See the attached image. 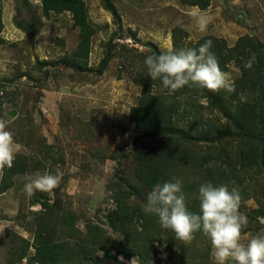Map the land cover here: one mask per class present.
<instances>
[{
    "label": "rangeland",
    "instance_id": "rangeland-1",
    "mask_svg": "<svg viewBox=\"0 0 264 264\" xmlns=\"http://www.w3.org/2000/svg\"><path fill=\"white\" fill-rule=\"evenodd\" d=\"M81 1L87 14L85 31L92 33L86 65L78 69L74 55L81 28L70 11L46 14L42 0H0L4 39L0 45V120L22 146L16 158H25L31 167L14 179L12 187L0 192V264L15 262L26 241L28 258L34 254L35 215L51 224L45 216L50 213L43 207L46 203L63 210L66 218L60 238L67 240L68 246L82 240L100 245L101 231L115 243L122 240L108 227L106 215L115 207L114 185L133 181V155L142 143L129 119L130 109L141 96L140 54L172 49L174 28L187 33L184 48L206 36L225 40L232 47L249 35L264 49V0H211L204 10L184 6L179 0H107L109 5L103 0ZM197 16L208 21L203 32ZM108 54L112 59L103 65ZM237 70L233 63L228 65L234 79L239 76ZM201 115L207 119L215 116L207 109ZM185 118H177V124L189 128L193 117ZM58 171L63 176L55 189L26 193L28 178ZM255 180L259 186L264 177L247 181L253 186ZM148 195L142 192L133 201L144 204ZM256 208V201L249 200L239 211ZM88 231L92 232L89 237ZM242 231L244 243L264 236V218L248 220ZM192 244L178 247L176 253L158 247L155 263L167 264V255L181 250L191 253ZM106 248L96 251L99 264H131L133 258L116 254L117 245L114 250ZM28 258L13 264H28ZM207 264H214L212 247Z\"/></svg>",
    "mask_w": 264,
    "mask_h": 264
},
{
    "label": "trees",
    "instance_id": "trees-1",
    "mask_svg": "<svg viewBox=\"0 0 264 264\" xmlns=\"http://www.w3.org/2000/svg\"><path fill=\"white\" fill-rule=\"evenodd\" d=\"M184 6L204 10L211 0H179ZM44 13H61L70 11L73 21L81 28L80 42L74 61L78 69L86 65L89 55V36L87 33V14L81 0H42ZM104 5H109L103 0ZM3 30L2 11L0 9V45ZM187 33L180 28L172 30V49L184 48ZM212 41L211 51L217 57L223 70L233 63L239 70L236 92L227 95L223 91L212 93L196 87L183 88L174 93L162 90L160 81H152L147 75L144 64L146 55L140 54L141 96L135 107L130 109L129 119L134 124L135 133L142 140L140 147L134 151L133 181H121L114 185V209L107 212L108 227L113 233H119L121 241L115 243L102 232L101 244H81L68 246L67 240H61L64 233L63 222L66 216L61 208L43 204L49 223H43L42 215H35L38 230L33 241L34 254L28 258V241L25 250L18 254L15 262L28 258V264H58L60 262L99 264L96 251L106 247L115 248L116 254L126 259L139 258V264H156L158 247H168L173 252L183 247L171 231L161 228L158 218L146 211L147 199L143 203L133 201L143 193L149 194L158 183L173 177L183 181L184 191L188 194L191 211L198 210L197 192L202 183L225 184L229 188L237 187L241 195L240 206L249 200H255L257 208L247 213L248 220L264 218V180L263 184L255 180L253 186L248 178L264 177V49L254 37L245 35L236 44L229 47L225 40L206 36L186 48H198L206 41ZM184 48V49H186ZM136 52V51H134ZM156 55L164 54L156 52ZM255 55L253 67L245 69V63ZM141 57V59H140ZM112 59L104 58L103 65ZM240 94L246 99L240 100ZM181 106H183L182 109ZM210 110L214 117L204 118L203 110ZM181 110V114H179ZM192 116L189 128L177 124V118L187 119ZM224 120L221 123L220 120ZM159 137L160 140L155 141ZM140 144V143H139ZM157 144L159 150L152 146ZM188 146H191L187 150ZM198 148V150L196 149ZM156 149L159 152H156ZM31 169L25 158H16L11 169H6L0 180V192L14 184V179L26 174ZM147 198V197H146ZM59 211V212H58ZM38 218V219H37ZM42 220V221H41ZM59 230V232H56ZM99 229H96V232ZM243 232V231H242ZM88 231L86 236H91ZM196 243V244H195ZM195 248L191 253L182 250L176 255H167V264H207L211 243L203 232H197L193 240ZM192 244V245H193ZM114 250V249H113ZM109 255V253L106 252ZM10 261L9 264L15 263ZM157 262V260H156Z\"/></svg>",
    "mask_w": 264,
    "mask_h": 264
},
{
    "label": "clouds",
    "instance_id": "clouds-1",
    "mask_svg": "<svg viewBox=\"0 0 264 264\" xmlns=\"http://www.w3.org/2000/svg\"><path fill=\"white\" fill-rule=\"evenodd\" d=\"M196 22L201 32L206 30L208 21L203 16H197ZM211 48L212 41L208 40L198 48L169 49L164 54L148 55L144 60L147 75L152 81H160L162 90L169 93L196 87L232 95L236 92L233 74L221 68ZM254 62L255 55L244 68L250 70ZM245 99L240 94L241 102ZM21 147L7 123L0 120V177L13 167ZM62 176L59 171L37 174L34 179L28 178L25 191L28 195L37 190L51 191L60 184ZM197 200L198 210L191 211L183 181L173 177L153 187L145 209L158 218L162 229L171 231L184 244L191 243L197 232H203L211 243L214 264H264V236L242 242V230L248 218L239 211L241 195L237 187L230 189L225 184L205 182L198 188ZM131 264H139V258H133Z\"/></svg>",
    "mask_w": 264,
    "mask_h": 264
}]
</instances>
